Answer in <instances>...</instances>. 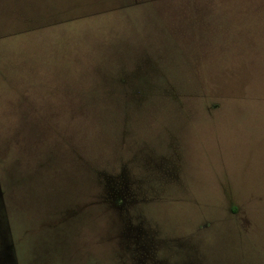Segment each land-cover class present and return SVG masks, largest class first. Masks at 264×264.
<instances>
[{"label":"rangeland","instance_id":"obj_1","mask_svg":"<svg viewBox=\"0 0 264 264\" xmlns=\"http://www.w3.org/2000/svg\"><path fill=\"white\" fill-rule=\"evenodd\" d=\"M0 264H264V0H0Z\"/></svg>","mask_w":264,"mask_h":264},{"label":"trees","instance_id":"obj_2","mask_svg":"<svg viewBox=\"0 0 264 264\" xmlns=\"http://www.w3.org/2000/svg\"><path fill=\"white\" fill-rule=\"evenodd\" d=\"M85 130V129H84ZM86 132H87V130H85ZM85 131H84V133H85ZM70 152H68V151H64V154H69Z\"/></svg>","mask_w":264,"mask_h":264}]
</instances>
